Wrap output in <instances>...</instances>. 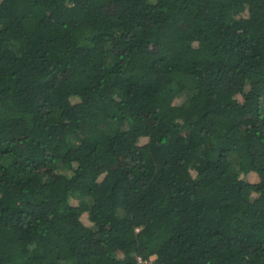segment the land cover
<instances>
[{
	"label": "trees",
	"instance_id": "1",
	"mask_svg": "<svg viewBox=\"0 0 264 264\" xmlns=\"http://www.w3.org/2000/svg\"><path fill=\"white\" fill-rule=\"evenodd\" d=\"M263 102L264 0H0V264H264Z\"/></svg>",
	"mask_w": 264,
	"mask_h": 264
},
{
	"label": "rangeland",
	"instance_id": "2",
	"mask_svg": "<svg viewBox=\"0 0 264 264\" xmlns=\"http://www.w3.org/2000/svg\"><path fill=\"white\" fill-rule=\"evenodd\" d=\"M188 96H189V95H187V94H185V93L181 94L180 97H179V100H180L179 102L181 103V102L185 101L186 98H187ZM262 111L264 112V102H263V108H262ZM123 129H124V130H127V129H128V125L125 124L124 127H123ZM59 168H60V166H59ZM59 171H63V169H59ZM82 219L84 220L83 222H85V219H86L85 216H83ZM151 260H152V259H151Z\"/></svg>",
	"mask_w": 264,
	"mask_h": 264
},
{
	"label": "built area",
	"instance_id": "3",
	"mask_svg": "<svg viewBox=\"0 0 264 264\" xmlns=\"http://www.w3.org/2000/svg\"><path fill=\"white\" fill-rule=\"evenodd\" d=\"M149 261H151V259ZM137 262L138 264H150V262L141 260L140 258L137 259Z\"/></svg>",
	"mask_w": 264,
	"mask_h": 264
}]
</instances>
